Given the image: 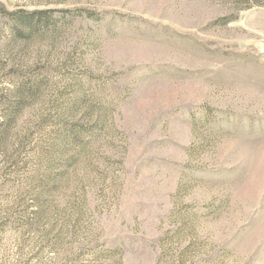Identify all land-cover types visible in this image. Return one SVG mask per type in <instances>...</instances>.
<instances>
[{
  "label": "rangeland",
  "instance_id": "rangeland-1",
  "mask_svg": "<svg viewBox=\"0 0 264 264\" xmlns=\"http://www.w3.org/2000/svg\"><path fill=\"white\" fill-rule=\"evenodd\" d=\"M0 264H264V0H0Z\"/></svg>",
  "mask_w": 264,
  "mask_h": 264
}]
</instances>
